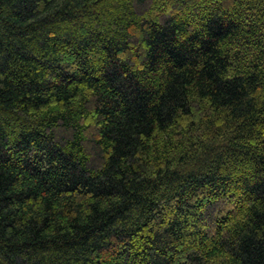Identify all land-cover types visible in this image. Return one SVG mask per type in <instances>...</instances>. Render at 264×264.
<instances>
[{"label": "trees", "instance_id": "trees-1", "mask_svg": "<svg viewBox=\"0 0 264 264\" xmlns=\"http://www.w3.org/2000/svg\"><path fill=\"white\" fill-rule=\"evenodd\" d=\"M0 264H264V0H0Z\"/></svg>", "mask_w": 264, "mask_h": 264}]
</instances>
